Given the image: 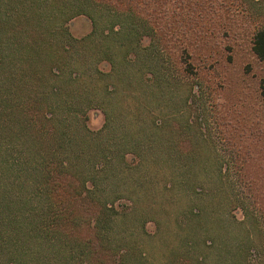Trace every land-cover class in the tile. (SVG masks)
<instances>
[{
	"label": "rangeland",
	"instance_id": "rangeland-1",
	"mask_svg": "<svg viewBox=\"0 0 264 264\" xmlns=\"http://www.w3.org/2000/svg\"><path fill=\"white\" fill-rule=\"evenodd\" d=\"M171 1L143 4L155 19L140 41L156 56L150 66L141 59L124 65L118 44L128 40L112 34L121 18L102 7L96 32L108 30L102 45L114 67L101 44L96 50L97 35L66 46V76L82 71L88 86L95 79L117 87L108 135L119 149L122 197L114 203L126 210L112 223L113 252L126 247L119 264H264V63L250 48L252 31L264 25V0ZM67 22L75 37L92 28L85 14ZM182 49L191 72L178 81ZM77 58L85 60L80 70ZM84 114L90 131L101 128L98 108Z\"/></svg>",
	"mask_w": 264,
	"mask_h": 264
},
{
	"label": "trees",
	"instance_id": "trees-1",
	"mask_svg": "<svg viewBox=\"0 0 264 264\" xmlns=\"http://www.w3.org/2000/svg\"><path fill=\"white\" fill-rule=\"evenodd\" d=\"M148 1L156 0H0V264H119L127 252L126 247L113 252L111 233L126 210L114 203L122 197L115 187L119 149L108 135L117 119L109 105H117L110 101L116 83L94 79L88 86L82 71L66 76L63 61L70 58L67 45L95 35L100 51L109 35L106 28L96 32L94 14L102 9L121 18L112 34L128 40L118 44L124 65L141 59L150 66L146 61L156 56L140 42L154 30L153 8L144 7ZM76 14L92 23L80 37L67 30ZM106 47L101 50L113 68ZM250 48L264 63V25L252 31ZM185 51L175 58L178 81L191 72L190 61L181 58ZM84 61L73 59L75 68ZM98 69L91 72L99 74ZM140 80L149 86L147 78ZM91 107L103 114L96 131L84 122Z\"/></svg>",
	"mask_w": 264,
	"mask_h": 264
}]
</instances>
